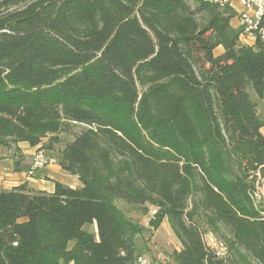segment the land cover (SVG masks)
Segmentation results:
<instances>
[{"label":"trees","instance_id":"1","mask_svg":"<svg viewBox=\"0 0 264 264\" xmlns=\"http://www.w3.org/2000/svg\"><path fill=\"white\" fill-rule=\"evenodd\" d=\"M234 17L201 0H0V147L62 142L81 182L0 191V264H134L145 229L118 203L154 209L152 230L166 219L176 264H264L248 94L264 103V51Z\"/></svg>","mask_w":264,"mask_h":264},{"label":"crops","instance_id":"2","mask_svg":"<svg viewBox=\"0 0 264 264\" xmlns=\"http://www.w3.org/2000/svg\"><path fill=\"white\" fill-rule=\"evenodd\" d=\"M230 23L232 27H238L236 17ZM242 43L251 46L254 44V41L246 39ZM258 103L256 112L260 120L264 122V103L259 100ZM260 133L264 137V125L260 129ZM70 139L69 137L66 141H70ZM46 142L47 139H43L40 145L36 147H30L26 143H19L11 146V148L0 147V191H8L26 184L32 190L51 193L55 182L67 185L70 188L80 187L81 182L78 177L66 173L60 167L59 158L63 147L62 142L53 145L51 149L43 150L44 156L48 161L47 166L29 174L35 150L46 144ZM143 217H147V219L143 218L138 223L145 230L135 238V243L141 257L158 264H176L171 258V254L174 251L180 250V244L173 236L166 219L160 223L156 230H152L149 227V220L152 216H148L147 214ZM85 230L94 233L95 225L86 226Z\"/></svg>","mask_w":264,"mask_h":264},{"label":"built area","instance_id":"3","mask_svg":"<svg viewBox=\"0 0 264 264\" xmlns=\"http://www.w3.org/2000/svg\"><path fill=\"white\" fill-rule=\"evenodd\" d=\"M202 2L228 8L235 13L238 27L242 29L240 38L242 42L246 39L258 40L264 51V0H201ZM48 161L44 151L36 149L31 162L29 174L47 166ZM154 212L152 213V215ZM221 246V245H219ZM219 253L223 249L214 247ZM222 254V252H221ZM134 264H158L146 258L139 257Z\"/></svg>","mask_w":264,"mask_h":264},{"label":"rangeland","instance_id":"4","mask_svg":"<svg viewBox=\"0 0 264 264\" xmlns=\"http://www.w3.org/2000/svg\"><path fill=\"white\" fill-rule=\"evenodd\" d=\"M217 53V51L215 52ZM251 97V99L256 103V106L258 107L259 103H258V100L255 98V93H253L252 91H249L248 93ZM77 128H72V131L76 130ZM61 139L65 142L66 140L69 139V136L65 135V134H61ZM258 197H259V200H264V178L260 179L259 181V184H258ZM124 212L127 213V215L129 217H131L132 219L136 220V221H139L143 218H145V220L147 219V217H143L145 215H141L139 212L137 211H133L132 209L128 208L127 206L123 205L122 203H118L117 204ZM151 212H155L154 209H150L149 208V212H148V216H152ZM88 230H89V227H88ZM203 238L205 240V242L211 246L212 248L213 247H216V248H221L223 241L222 239L219 241L217 239H215L211 234H209V232L207 231H204L203 233ZM222 242V243H221ZM221 246H219V245ZM225 245V244H224Z\"/></svg>","mask_w":264,"mask_h":264}]
</instances>
